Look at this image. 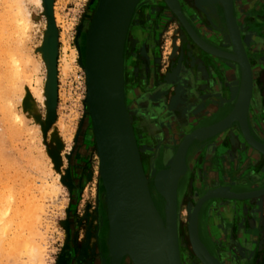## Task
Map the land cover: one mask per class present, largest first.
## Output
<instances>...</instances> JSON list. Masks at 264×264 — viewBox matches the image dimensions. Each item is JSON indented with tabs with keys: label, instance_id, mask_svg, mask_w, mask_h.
<instances>
[{
	"label": "rangeland",
	"instance_id": "obj_1",
	"mask_svg": "<svg viewBox=\"0 0 264 264\" xmlns=\"http://www.w3.org/2000/svg\"><path fill=\"white\" fill-rule=\"evenodd\" d=\"M172 1V7L165 0L143 3L146 14L135 18L132 13L123 41L125 44L133 36L130 32L137 27L140 29V41L137 37L135 41L136 55L137 62L146 68V76L139 81L138 99L141 113L149 121L148 129L153 133L150 143L154 150L150 161L155 172V150L160 162V153L173 152L182 136V124H188L186 130L189 131L228 113L232 105L230 84L236 81L231 74L237 66L229 58L214 54L218 59H208L209 63L196 59V44L180 30L181 23L173 16L172 8L178 9L179 2ZM96 3L97 0H52L49 15L44 0L42 8L33 0H0V264H68L72 250L78 252L76 264H80L94 240L101 247L104 243L101 234L105 220L101 204L103 187L85 103V72L81 65L86 21ZM207 3L208 0H193L186 4L194 10L193 19L220 31L224 46L228 47L230 43H227L221 16L212 20V12L218 4L214 2L211 11ZM18 6L23 8L25 16L18 12ZM21 19H27L26 28ZM50 37L56 42L53 76H49L50 68L43 50ZM71 48L77 49L78 60L64 69L61 61ZM23 59L29 60L31 69L26 74L32 76L27 80L29 90L25 88L21 96L17 95L18 91L12 93V107L8 108L4 104L5 95L15 90L13 73L16 64L23 63ZM259 74L258 80L255 79L260 92L259 107L247 118V128L264 140L257 124L264 122L263 108L259 109L264 107V64ZM123 81L125 86L126 80ZM39 88L43 89V98L33 92ZM208 98L213 110L205 112L203 101ZM180 107L183 108L179 122ZM126 108L133 129L136 110L129 111L127 104ZM232 129L236 142L228 134L193 140L188 155L192 160L190 172L183 180L190 185L187 190L203 191L214 186L209 177L211 165L216 166L221 182L238 189L264 179L263 158L244 143L237 126ZM146 145L137 144L139 156L145 152ZM42 147L44 155L40 151ZM243 162L248 167L242 172ZM149 163H146L147 169ZM142 168L145 172L143 164ZM51 186H59L54 195L48 190ZM182 196L185 199L188 195ZM161 198L156 197L163 206ZM188 200L186 198L185 202ZM211 202V206L218 208V215L213 224H208L205 217L209 215V208L204 211L202 229L208 242H213L211 235H217L223 240L224 248L235 250L239 244L233 236L234 226L243 223L244 229L248 226L252 230L264 227V202L254 200L251 205L241 207L231 200L212 199ZM185 205L179 204L178 211L182 212ZM95 217L99 227L93 236ZM70 239L73 247L69 245ZM199 241L201 253L208 254L200 238ZM30 243L39 247L33 257L28 251ZM90 251L93 254L94 251ZM111 261L109 259L110 264Z\"/></svg>",
	"mask_w": 264,
	"mask_h": 264
},
{
	"label": "water",
	"instance_id": "obj_2",
	"mask_svg": "<svg viewBox=\"0 0 264 264\" xmlns=\"http://www.w3.org/2000/svg\"><path fill=\"white\" fill-rule=\"evenodd\" d=\"M137 2L138 0H97L94 17L89 29L85 30V64L81 61L86 77L87 100H85V103L92 121V132L95 136L97 145L96 153L98 152L99 154L100 163L106 169H109V173H113L115 177L114 189L117 194L118 225L132 247L137 263L180 264L176 227L177 183L186 169L185 156L190 143L193 140L206 139L215 134H228L230 136V129L235 126H237L244 143L247 140L263 154L264 143L257 141L247 128V111L251 96L252 76L232 14V0H229L223 10L227 30L236 52L234 55L235 58L231 54L219 51L212 52L239 62L241 67L239 93L235 103L223 118L209 126L198 127L185 136L177 146L171 165L156 173L154 185L165 200L166 237L164 245L159 248L154 249L148 245L142 231L141 218L142 210L149 200V193L140 163L133 129L125 107L124 91L123 88L114 91L109 90L102 79L100 71L102 48L107 44V39H113L115 35H118L121 44H123L130 18ZM44 5L46 6L48 14L51 15L52 0H44ZM170 6L172 7V4ZM172 9L183 26L190 31L181 13L176 8ZM43 50L50 68L49 76H53L54 73L51 72V68H53L56 56V42L54 37H50L47 40ZM230 95L232 97V93ZM255 106L254 110L257 106L259 107V105ZM261 108L264 111V107L262 106L259 109ZM238 115H242L243 120L237 124L233 123ZM257 124L260 126L261 133L264 136V122L259 121ZM201 130H209L211 133L204 138H196L198 132ZM253 153L256 154L254 150ZM256 155L262 157L260 154ZM247 167L243 162L241 164L242 172ZM263 192L264 186L260 189L242 192L231 191L228 186L206 191L197 201L192 212L195 236H198V211L206 199L213 197H216L215 199H223L225 197H251ZM245 202L251 205L254 200L246 199L243 203ZM198 247L200 254L211 264H219L217 260L208 258L210 256L207 253H201L202 245L199 238ZM121 257V253L117 254L114 259H111V264H119Z\"/></svg>",
	"mask_w": 264,
	"mask_h": 264
},
{
	"label": "flooded vegetation",
	"instance_id": "obj_3",
	"mask_svg": "<svg viewBox=\"0 0 264 264\" xmlns=\"http://www.w3.org/2000/svg\"><path fill=\"white\" fill-rule=\"evenodd\" d=\"M145 2L156 4L159 2V0H139L137 6L135 7L132 17L136 18L142 13L146 14L147 9L143 7V3ZM178 2H179L180 7L177 10L181 13L183 18L187 22L190 31L186 29L184 26L182 27L181 25H180V30L184 34H186L189 38H191L196 44L195 47H196V50L198 51L197 52L198 56L196 59H205L208 61V63L210 62L208 59H218V57L214 55L215 53H213L211 50L206 49L207 47L209 49L215 48V49L221 50L227 54H233V51H232L233 50L232 48H234L233 44L231 43L229 44L228 47H225L224 46L225 43L221 37L220 31L213 29L212 26L200 25L199 20L193 19L194 15H191V14L193 13L194 10H191L188 4H186L187 2L193 3V0H178ZM163 13L164 12H162V14ZM212 13H213L212 18L221 16V20L223 22L222 24L225 27L224 31H226L225 37L228 39V30H227V26L224 23L225 16H224L223 8L217 5V8H215V12L213 11ZM232 14L235 19V23L237 25V29L239 32V38L243 46V49L245 51L249 66H251L250 70L252 69L253 71V74L251 72L252 80L254 81L256 79L257 81L258 77H260L259 73L261 72V68L263 67V64H264L263 62V59H264V0H232ZM173 16L174 18L177 19V21L179 20L178 16L175 13ZM214 18L212 20L216 21ZM136 30L130 32V36L132 34L133 36L129 37L130 39H128L127 42H125L124 44L123 55H124L125 64L127 67V79H126L125 86H124V97H125V103L127 104V107L129 106L128 110L130 111L132 108L136 110L137 117L133 116L132 120H133V129H134L135 138L137 140V144L139 145L147 144L145 148V152L140 155L141 162L146 172L147 171L146 163L150 162L152 158L153 150H154V148L152 147L150 143L151 141L150 137L152 136L153 133L152 131L148 129L149 121L146 117L142 115L141 110H140V101L138 99L139 97L138 95L140 92L139 87H138L139 81L145 78L146 68L137 62V55H136L137 44L135 43V41H136V37L140 41L141 36L139 33L140 29H138L137 27ZM194 38L201 45L196 43ZM138 43L140 44V42ZM260 66L261 68H259ZM237 69L238 68L236 67V70L234 71V75L232 76V77H235L236 80L239 79V72ZM258 69H260L259 72L255 73V70H258ZM203 91L207 92L208 90L204 89ZM259 94L260 92L258 90V93H257L258 99H259ZM203 103L206 107L205 112H210L213 110V107H212V104L210 103L209 98L205 99ZM248 117L249 115H247V118ZM195 119L197 120L196 116H195ZM196 120L194 122H196ZM213 123L214 122H208L206 124H202L194 128H191V130H194L198 127L209 126ZM182 136H183V132H182ZM252 136L257 141L264 143V140H261L260 138L256 137L254 134H252ZM181 138L179 139L177 146L182 141ZM193 142L194 141H192L187 148L186 157H185L186 169L177 183V205L182 204V202L184 205L186 203L185 202L186 199H184L182 195H185L186 190L188 187H190V185H188L187 180L186 182H184L183 180L185 177L189 175V172H190V164L192 163V160H189L188 155L190 152V148L193 145ZM166 151H170V150H166ZM154 157H155L154 165H155L156 171L168 168V166L163 164L162 153H160V159L162 160V162L158 160V152H156V150H155ZM211 167H214V169L216 170V166L211 165ZM261 180H263V178L253 182L252 186H249L244 189L235 188L221 181L216 185L228 186L231 191L242 192V191H251V190L262 188L264 186V182H262ZM211 187L213 186H210L203 191L201 190H198V191L202 193ZM160 199L162 198L160 197ZM224 200H228V199H224ZM257 200L260 202H264V197H259ZM163 204H164V201H163ZM210 204H212L211 200L203 203L198 211V218H199L198 234H199L200 240L204 243L208 251V254H209L208 256H210L208 258L217 260L219 264H264V227H261L260 230L258 228L255 230H252V229H248V226H246L244 229V224L241 222H240L241 224L238 223L239 225H237L236 227L234 226V231L236 233H234L233 236L236 238L237 243L239 244V247L236 248L235 250L232 248L230 249L229 247L224 248L223 240L220 239L221 237L219 236H218L219 239H217L218 238L216 237L217 235L210 236L213 242L207 241L206 236H205V230L203 232V229H202L203 228L202 226L204 223V217L206 215L204 214V211L206 207L209 208V211H208L209 215L205 217L207 220L206 222L208 224L209 223L213 224V221H214L213 219L215 218V216L218 215V208L216 206L215 207L211 206ZM238 205L241 207L240 204ZM94 224H95V227L93 230V236L95 235V233H97L96 228L99 227L96 217H95ZM104 225H105V220L101 228L102 231H103ZM210 234H213V233L210 232ZM93 242L94 243L93 245H91V248H88L87 250H85L84 259L82 260V263L80 264H88V261H90L89 264H110L109 258L107 257L105 250H103L104 249L103 244H102V247H103L102 248L98 244L97 241L94 240ZM101 242H102V239H101ZM69 245L70 247H73L72 239H70ZM91 249L94 251L93 254L90 251ZM77 254H78L77 251L72 250L71 259L68 264H76ZM186 262L188 264H198V263L201 264L200 262H197V261L192 263L191 260L188 259V257H186ZM127 263L128 262L122 259L120 260L119 264H127Z\"/></svg>",
	"mask_w": 264,
	"mask_h": 264
},
{
	"label": "bare ground",
	"instance_id": "obj_4",
	"mask_svg": "<svg viewBox=\"0 0 264 264\" xmlns=\"http://www.w3.org/2000/svg\"><path fill=\"white\" fill-rule=\"evenodd\" d=\"M33 1L36 3L37 6H39V8H42L43 0H33ZM228 1L229 0H211V2H210L208 0L207 5L211 9V11H213L214 2H216V4H218L222 8H224L225 6H227ZM138 2H139V0H138ZM138 2H137V4H138ZM165 2L168 5H171L173 1L172 0H165ZM95 10H96V4L94 5V7L92 9V12H91L89 19L86 21L85 30L89 29L91 21L94 17V14H95ZM18 12L22 16L23 15L25 16L24 10L21 6H18ZM23 19H24V17H23ZM21 21L24 24V27L26 28L27 24L24 23V21H27V19H25L24 21L21 19ZM179 22L181 23L180 20H179ZM224 23L226 25L225 20H224ZM181 25L183 27L182 23H181ZM25 28H22V29H25ZM22 34H25V32L23 30H22ZM228 40L229 41H227V43L231 44L232 42H231L229 33H228ZM195 42L198 43L196 40H195ZM199 45H201V44H199ZM123 49H124V44H121V41H120L118 35H115L113 39H110V38L107 39V44L102 48V51H101V56H100L101 76H102V79H103L106 87L111 91L117 90L119 88H123V91H124V84H123L124 81L123 80L127 79L126 78L127 77L126 76L127 67L125 64V59L123 60V53H122ZM206 49L211 50V51H216V52L219 51L218 49H215V48L209 49L207 47ZM232 49H233L232 50L233 54H231V55L234 56L235 50H234V48H232ZM26 56H28V55H26ZM221 57H223V56H221ZM22 58H24V57H22ZM77 58H78L77 49L71 48L70 52L67 55H65V57L61 61L62 62L61 65L63 67H65L64 69H66L67 67L72 65V63L74 61L78 60ZM234 58H235V56H234ZM23 61H24L23 63L20 62V64H18V65L16 64L15 72L13 73V74H15L13 79L16 80V83L13 86V88L15 90H11L9 94L5 95V97L7 99L5 100L6 103H4V104H6V106L8 108L12 107V100H11L12 93L14 94L15 92L18 91L17 95H19V96L23 95L25 88L28 89L27 85H29V82H27V80H29L32 77L31 75H26L29 72V70L31 71V69H29L30 67L27 63L29 60L23 59ZM232 61L237 66V68H238L237 70L239 72V79L236 80L235 82L234 81L231 82V84H230V87H231L230 91L232 93V103L231 104L233 105L235 103L236 98H237L238 93H239V88H240V83H241V67L239 65V62H237L236 60L233 59ZM83 62L85 64L84 57H83ZM251 72L253 74L252 69H251ZM255 73H257V72H255ZM233 75H234V71L232 73V76ZM85 79H86V77H85ZM85 82H86V80H85ZM258 90L259 89L256 86L255 80L254 81L252 80L251 96L249 99V107H248V111H247L248 115H250L251 112L257 110V108H258V106H257L258 105V95H257ZM33 92L38 94V96H42V98H43V94H42L43 89L42 88H39ZM86 100H87V88H86ZM124 100H125V97H124ZM176 103H177V101L175 102V104ZM175 104H173V105H175ZM255 104L257 107L255 106ZM254 106L256 107L255 110H254ZM125 107H126V104H125ZM182 108L183 107H180L181 110L179 111L178 116H177L179 118V120L182 119ZM7 110H9V109H7ZM126 111H127V108H126ZM127 113H128V111H127ZM128 118L130 121L129 114H128ZM90 120H91V118H90ZM242 120H243V116L238 115L235 118L233 123L237 124V123H240ZM130 123H131V121H130ZM23 124H24V121H22V125ZM181 126H182L183 133H184L181 139H183L185 136H187L193 130H189V131L186 130L188 128V124H187V126L185 124L184 125L182 124ZM91 127H92V131H93L92 121H91ZM233 130L234 129H230V132H231L230 137H231V139H234L236 142L237 140H236V138H234L235 134L233 133ZM210 133H211V131H209V130L208 131L207 130H201L198 132L196 138H200V139L204 138L207 135H209ZM133 134H134V132H133ZM68 139H70V136ZM94 140H95V136H94ZM135 142H136V140H135ZM246 143L249 145V147L251 149H253L255 151L256 154H260L264 159V154L262 152H260L256 148H254L247 140H246ZM136 145H137V143H136ZM137 149H138V147H137ZM176 149L173 152L166 151L163 154L164 165H166L168 167L171 165V163L173 162L174 156H175ZM40 151L44 155L43 147L40 148ZM97 155L99 158L98 152H97ZM139 158H140V156H139ZM140 163H141V160H140ZM141 166H142V164H141ZM147 170L148 171L146 173L144 171H143V173H144L146 184H147V189H148V193H149V200L142 210L141 226H142V231H143L146 242L148 243V245L151 248L155 249V248H159V247L163 246L164 242H165V237H166L165 212H164V204H163V206H160L159 201H157V199H156L157 196L161 197V195L154 185L155 175L158 171L155 172L153 170L152 161H150ZM98 173H99V179L101 180V185L103 187V191H102L103 194H102V201H101L102 203L101 204L103 205L102 214H103V217L105 219V227L102 231V236H104L103 246H104L105 253L109 259H114L117 254L121 253L122 254L121 260L123 259L126 262L131 263V264H138L136 257L133 253L132 247L130 246L129 242L125 238L124 234L122 233V231L120 230L119 225H118V221H117V194H116L115 189H114V183H115L114 174L109 173V169H106L103 165H101L100 159H99ZM58 177H59V175L57 174L56 178H58ZM209 177H210L211 183H213L215 186L207 189L206 191H208L210 189L222 187V185H216L219 183L220 179H219L217 172L214 169V167L210 168ZM261 181L264 182V179ZM58 188H59V186L58 187L57 186L56 187L51 186V188L48 190H50V193H52L54 195L56 193V191L58 190ZM206 191L201 193L200 191L195 190L192 192V190L190 188L186 191V195H188V196H186V198H189L190 200H188L186 205L183 206L184 210H182V212L178 211L179 205H177L176 227H177V243H178L180 264L186 263V257H188V259H190L192 263L195 261H197V262L200 261V263H202V264H211L205 257H203L200 254L199 247H198V236L196 237L194 234L193 218H192V212H193V208H194L195 204L203 196V194ZM259 197H264V192L257 194V195H253L251 197H239V198L225 197L223 199H228V200L234 201L235 204L238 205L239 203H243V201H245L246 199L255 200ZM215 198L216 197L206 199L203 203L210 201L211 199H215ZM164 203H165V200H164ZM28 251L31 253V255L33 257V253L39 251V247L35 244L30 243Z\"/></svg>",
	"mask_w": 264,
	"mask_h": 264
},
{
	"label": "crops",
	"instance_id": "obj_5",
	"mask_svg": "<svg viewBox=\"0 0 264 264\" xmlns=\"http://www.w3.org/2000/svg\"><path fill=\"white\" fill-rule=\"evenodd\" d=\"M240 205H248V203L247 202H245V203H239Z\"/></svg>",
	"mask_w": 264,
	"mask_h": 264
}]
</instances>
